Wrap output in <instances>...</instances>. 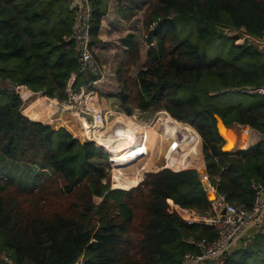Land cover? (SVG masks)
I'll use <instances>...</instances> for the list:
<instances>
[{
	"label": "trees",
	"instance_id": "trees-1",
	"mask_svg": "<svg viewBox=\"0 0 264 264\" xmlns=\"http://www.w3.org/2000/svg\"><path fill=\"white\" fill-rule=\"evenodd\" d=\"M108 2L93 1L91 43ZM143 17L154 46L136 87L117 69L121 108L162 110L190 124L202 138L213 192L251 206L252 184L264 183V141L222 150L214 114L264 135V94L242 91L264 86L263 54L228 36L233 29L264 41V0H149ZM74 19L69 0H0V79L12 86H0V251L11 259L0 264H182L185 253L198 252L196 241L217 236L214 226L189 224L175 209L210 208L196 169L161 167L129 189L111 188L103 147L22 113L17 84L66 100L73 73L75 91L99 78L79 72L75 47L64 39ZM125 39L136 53L132 34ZM16 166H31L30 176L38 174L32 168L43 171L27 187L11 174ZM228 252L221 264H264V232Z\"/></svg>",
	"mask_w": 264,
	"mask_h": 264
},
{
	"label": "rangeland",
	"instance_id": "rangeland-1",
	"mask_svg": "<svg viewBox=\"0 0 264 264\" xmlns=\"http://www.w3.org/2000/svg\"><path fill=\"white\" fill-rule=\"evenodd\" d=\"M133 18H135L134 20H137L134 23V28L136 27L135 29L137 31V37H138V44L136 43L137 45L136 53H133L129 50H124L123 47L117 41L110 45L105 44L106 46L100 45V44L96 46L95 43H92V54L101 69L99 72L100 73L99 78L95 80L96 81L94 84L95 89L98 90L99 95L102 96L104 105L107 106V108H111V109L106 110L105 112L106 116L109 114V112H114L115 115H119V113H124L126 116L133 118L136 122H138V124H142L143 126H146L144 130L147 131L145 138H144L145 147H146V151L144 155H141L140 157H137L136 159H132V160L128 159L126 161L115 162V160L112 159L111 154L108 152L110 156L109 161L111 163V168L109 171L111 188L112 187L128 188L133 185L135 186L137 183H139L144 178V175L147 172L154 171L161 167H168L160 163L156 159V155L158 153V149H157L158 145H156L154 141L155 134L151 133L149 129H147L148 124L152 121V119L155 117L154 115L158 111L152 112L150 110L133 109L130 115H128L121 108L120 101L118 100V98L115 97L118 91V88H119V81H120L117 78V71L118 70L121 71L124 77L128 76V79L131 85L133 87L134 86L136 87V76H135L136 72L138 69H140L143 66H146L149 63L150 56L147 51L149 49V46L151 47L152 44L154 46L153 42L151 44H149L148 42L147 34L143 26V22H144L143 12L142 11L140 13L138 12L136 15L133 16ZM140 19L142 20V23H140ZM231 31H236V30L231 29ZM231 31H228V32H231ZM245 40L257 46L258 49L263 54V58H264V41L262 39L248 35L247 33H244V32H240V37L238 39H235L234 43L235 45H239L243 43ZM120 76L122 75L120 74ZM83 80H85V78ZM86 85H84V87H86ZM0 86L1 87L6 86L8 88L9 87L12 88L11 85L3 81L0 82ZM87 91L95 92L94 89H90V88H87ZM20 96L22 100V106H21L22 113L28 116L32 120H37V119L31 118L30 116H32V113L38 110L39 107L41 106L46 108L48 113L55 120V118L57 117V116L54 117L55 115L54 113L55 111H57L55 106L62 105L65 102V100H58L57 98L41 95L38 93H28L26 95H22L20 93ZM159 111H162V110H159ZM106 123H107V119H106ZM154 126L155 128H157V131L163 134V137H165L164 136L165 131H166L165 124L161 120H159L157 121V123H155ZM227 126H228L227 128H230V129L232 128L235 131L233 143L229 147V149L231 150L238 148L236 144L242 137H240V139L238 140L236 138H239L241 130L243 131L245 129L246 130L249 129L248 131L249 133L247 135V137H249L248 139L249 143L255 142L261 136L256 130L252 129L248 125H240L237 123H232L231 125H227ZM83 133H84V138L87 137L89 133V128L88 129L85 128ZM95 135H96V131L93 136V139H95ZM199 138L202 140L200 134H199ZM135 149L137 148L135 147V148H132L131 150H135ZM140 150L141 149H139V151ZM178 150L180 154L183 153V150H181L180 148ZM203 165H204V157L200 150L199 161H195L193 164L185 166V168L187 167L188 168H192V167L200 168ZM28 167L30 168L31 166H28ZM28 167H25L23 172H21V169L17 166L13 167V169L11 170V174L13 176L20 177L16 182L22 184V186H27V187L32 186L33 184H36L39 180L38 179L39 174L43 171V169H39L38 171H36L35 168H32L31 170H34L35 173L38 172V174L36 176H34V174L30 176L28 172L29 170ZM173 169H175V167H173ZM209 191H213V190L209 189ZM223 259L224 258H222V260ZM216 264H221V262L218 261Z\"/></svg>",
	"mask_w": 264,
	"mask_h": 264
},
{
	"label": "built area",
	"instance_id": "built-area-1",
	"mask_svg": "<svg viewBox=\"0 0 264 264\" xmlns=\"http://www.w3.org/2000/svg\"><path fill=\"white\" fill-rule=\"evenodd\" d=\"M94 0H69L70 6L75 11V19L72 30L69 35L64 36L65 41L75 39V50L79 62V72L89 71L93 74L100 72V67L92 54V38H91V19ZM73 73L69 79L67 86L68 97L62 106L74 116L84 120L89 126V133L84 139L93 141V136L97 129H101L106 123V110L102 96L97 92L87 91L81 86L78 91L72 89L71 84L76 78ZM93 84V83H92ZM14 89L22 95L29 91L24 84H17ZM243 92L253 94H264V86L246 87ZM101 147V146H100ZM105 149V148H104ZM106 150V149H105ZM108 152V151H107ZM202 180L208 181L206 173L201 174ZM255 189V197L251 206L247 207L239 202H226L224 195H220L224 201V214L221 212H211L210 209L204 211L196 210H180L181 217L189 224L205 223L214 226L217 230L215 239L208 241L204 238L196 241L198 252H187L182 257V264H203L206 261H212L220 258L229 250L233 242L239 239L247 227L258 221L264 215V183L252 184ZM209 189L213 190L211 186ZM0 260L5 263H11L9 254L6 251H0ZM75 264H78L76 262Z\"/></svg>",
	"mask_w": 264,
	"mask_h": 264
},
{
	"label": "bare ground",
	"instance_id": "bare-ground-1",
	"mask_svg": "<svg viewBox=\"0 0 264 264\" xmlns=\"http://www.w3.org/2000/svg\"><path fill=\"white\" fill-rule=\"evenodd\" d=\"M55 107L57 110V105ZM154 116L155 117L148 124L147 129L155 134L154 141L156 145H158L156 159L168 167H175V169L183 168L193 164L195 161H199L201 150V139L199 138V134L189 124L181 123L172 118L166 111H158ZM30 117L50 123H53L54 120L43 106L34 111ZM55 119H57V117ZM106 119L107 123L104 124L101 129L96 130L95 139L93 140L97 146L105 148L111 154L115 162L126 161L128 159L132 160L144 155L146 151L144 138L147 133L144 129L146 126L138 124L133 118L126 116L124 113L115 115L114 112H109ZM159 120L165 124V137H163V134L159 133L154 126ZM70 122L76 128L75 136L83 139L84 129H88L89 126L85 124L83 119L74 115ZM245 130L240 131L239 138L235 137L237 140L242 137L239 143L236 144L237 147H246L247 145L249 129ZM221 134L227 139L224 148L226 150H231L229 147L233 143L235 131L232 128H221ZM135 147L138 150H131ZM179 148L183 150V153H179ZM139 149H141V152Z\"/></svg>",
	"mask_w": 264,
	"mask_h": 264
},
{
	"label": "crops",
	"instance_id": "crops-1",
	"mask_svg": "<svg viewBox=\"0 0 264 264\" xmlns=\"http://www.w3.org/2000/svg\"><path fill=\"white\" fill-rule=\"evenodd\" d=\"M148 1L149 0H109L107 5V11L101 19V24L98 32V41H96L95 45L97 46L100 44L106 46L105 44L110 45L117 41L123 47L124 50H127L129 43L125 41L126 40L125 37L129 34H132L134 43L138 44L137 31L135 29L136 27L134 28V23L137 20H134L135 18H133V16L136 15L138 12L140 13L141 11L144 13V9L146 8ZM140 23H142L141 19H140ZM152 42H149V44H151ZM138 71L139 69L137 70V72ZM137 72L135 75L136 82H137ZM95 82L96 81L93 82L91 89H94L95 92L99 94V91L95 89V85H94ZM81 86L84 85L81 84L79 88ZM85 88L87 89V87ZM248 139L249 137H247L246 147L256 143V141L253 143H249ZM237 143H239V141ZM223 208H224V201L221 200L220 195L215 194V199L212 200L209 209L211 210V212L215 213L216 211L221 212ZM179 209H177L178 212ZM180 210H184V209L181 208ZM262 232H264V215L258 221H256L255 223H253L252 225L246 228V230L242 233L241 237L232 243V245L229 248V252L232 251L233 249L243 247L248 241H250V239L254 235ZM223 256H225V254H223L220 258L210 261L209 263L216 264L218 261L222 262L221 260L222 258H224Z\"/></svg>",
	"mask_w": 264,
	"mask_h": 264
},
{
	"label": "water",
	"instance_id": "water-1",
	"mask_svg": "<svg viewBox=\"0 0 264 264\" xmlns=\"http://www.w3.org/2000/svg\"><path fill=\"white\" fill-rule=\"evenodd\" d=\"M228 36L233 37L235 39H238L240 37V32L239 31H235V32L232 31V32H229L228 33ZM70 41L73 44V46H75V39L73 37L70 39ZM54 114H55L54 117L57 116V119H55L53 121L54 123H50V122H45V123H48V124L52 125V127L54 129H59V128L66 129L72 135V137L74 139H78L80 142L87 141L85 139L83 140V139L78 138V137L75 136L76 135V128L70 122L71 121V118L73 117V114L71 112L67 111L62 105H59V106L57 105V111H55ZM214 117L216 119V128H217V131H218L219 135L221 136V138L224 141V143L222 145V150L227 151L224 148L225 145H226V143H227V139L221 134V128H227L228 126L224 123V121L222 120V118L218 114L215 113L214 114ZM180 122L181 123H184V124H187L186 122H182V121H180ZM258 141H264V135H261L260 138L256 141V143ZM238 148H243V147H238ZM201 152H202V140H201ZM183 168H185V167H183ZM183 168H178V169H174V170L178 171V170H181ZM192 168L196 169L199 172V174L206 173L205 164L202 167H200V168H195V167H192ZM203 185H204V187L206 189H209L210 184H209L208 181H203ZM133 186H131V187H133ZM131 187H128V188H125L124 187L123 189H129ZM112 188H115V187H112ZM120 188H122V187H120ZM208 198L211 201L214 200L215 199V193L213 191H210L208 193ZM224 211L225 210L223 208L222 211H221V216L224 214Z\"/></svg>",
	"mask_w": 264,
	"mask_h": 264
}]
</instances>
